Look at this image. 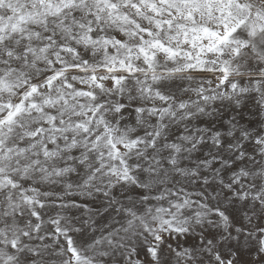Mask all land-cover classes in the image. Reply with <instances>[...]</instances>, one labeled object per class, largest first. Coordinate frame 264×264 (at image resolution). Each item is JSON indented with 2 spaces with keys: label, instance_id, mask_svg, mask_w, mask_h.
Wrapping results in <instances>:
<instances>
[{
  "label": "snow or ice",
  "instance_id": "obj_1",
  "mask_svg": "<svg viewBox=\"0 0 264 264\" xmlns=\"http://www.w3.org/2000/svg\"><path fill=\"white\" fill-rule=\"evenodd\" d=\"M0 264H264V0H0Z\"/></svg>",
  "mask_w": 264,
  "mask_h": 264
}]
</instances>
